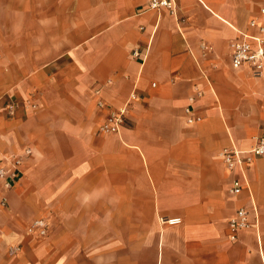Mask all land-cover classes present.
Returning a JSON list of instances; mask_svg holds the SVG:
<instances>
[{
	"label": "crops",
	"instance_id": "obj_1",
	"mask_svg": "<svg viewBox=\"0 0 264 264\" xmlns=\"http://www.w3.org/2000/svg\"><path fill=\"white\" fill-rule=\"evenodd\" d=\"M174 3L0 0V155L30 149L0 181V264H264V156L232 194L238 173L218 155L264 129V72L233 68L228 49L264 22V0ZM33 91L35 108L7 114ZM133 91L120 131L101 132ZM251 198L257 225L230 240ZM38 216L44 236L23 230Z\"/></svg>",
	"mask_w": 264,
	"mask_h": 264
},
{
	"label": "built area",
	"instance_id": "obj_2",
	"mask_svg": "<svg viewBox=\"0 0 264 264\" xmlns=\"http://www.w3.org/2000/svg\"><path fill=\"white\" fill-rule=\"evenodd\" d=\"M167 6L174 11V0H148L149 7ZM264 13V6L260 8ZM250 25L257 28V31L238 30V35L231 38L228 42L230 55V64L233 68L247 67L253 75L260 76L264 72V22H258L255 18L250 19ZM131 55L134 57L141 56L139 46H133ZM99 92V88L95 89ZM136 96L133 91L129 94L126 102L117 108H108L107 116L104 121L98 125L101 132H119L125 121L127 107L131 99ZM192 99V97H190ZM99 106H105L104 101L98 98ZM21 105L25 108H35V91L26 97L21 104L18 101L10 99L5 105V111L8 115L13 116L17 107ZM186 112L190 115L187 117L189 121L199 119V114H193L192 108L187 106ZM30 153V149H25L20 153H8L0 155V181L4 187L9 188L13 185L21 173L24 163V157ZM218 155L222 158L225 165L238 174L232 180L230 192L238 194L243 188L250 191L249 182L246 176V167L252 164L257 158L264 156V129L257 134L256 143L247 149H239L232 144L230 147L221 149ZM251 209L238 207L228 220V230L230 240H236L238 232L242 229L251 228L257 225V209L251 198ZM167 224L180 223V217H165L162 220ZM47 222L43 218L34 219L26 228L29 234L39 236L46 235ZM18 246H12L9 250L10 254L18 250Z\"/></svg>",
	"mask_w": 264,
	"mask_h": 264
},
{
	"label": "rangeland",
	"instance_id": "obj_3",
	"mask_svg": "<svg viewBox=\"0 0 264 264\" xmlns=\"http://www.w3.org/2000/svg\"><path fill=\"white\" fill-rule=\"evenodd\" d=\"M71 41L72 40H68L67 41V43L68 42H70L71 43ZM54 42H55V44H60V46H61V43H62V41L61 40H54ZM69 44V43H68ZM30 154V153H29ZM29 154H27V155H29ZM25 164V162L23 163V165ZM35 218H43V219H45V221L47 222V219H46V217L45 216H38V217H35ZM80 221H81V219H77L76 217H74V216H67V217H65V222H67V224H71V225H77L78 223H80ZM31 223V221L29 222V224ZM28 224V225H29ZM28 225H26V226H24L23 227V230L24 229H26L27 228V226ZM26 231V230H25ZM24 231V232H25Z\"/></svg>",
	"mask_w": 264,
	"mask_h": 264
}]
</instances>
